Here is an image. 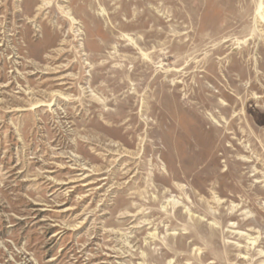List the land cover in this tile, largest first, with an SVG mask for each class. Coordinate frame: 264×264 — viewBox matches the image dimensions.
Wrapping results in <instances>:
<instances>
[{"label": "rangeland", "instance_id": "374dc122", "mask_svg": "<svg viewBox=\"0 0 264 264\" xmlns=\"http://www.w3.org/2000/svg\"><path fill=\"white\" fill-rule=\"evenodd\" d=\"M0 264H264V0H0Z\"/></svg>", "mask_w": 264, "mask_h": 264}, {"label": "bare ground", "instance_id": "6f19581e", "mask_svg": "<svg viewBox=\"0 0 264 264\" xmlns=\"http://www.w3.org/2000/svg\"><path fill=\"white\" fill-rule=\"evenodd\" d=\"M40 8V7H39ZM64 13H67L69 18L72 20V21H75V18L71 16V12L69 10H64ZM206 165V164H205Z\"/></svg>", "mask_w": 264, "mask_h": 264}]
</instances>
